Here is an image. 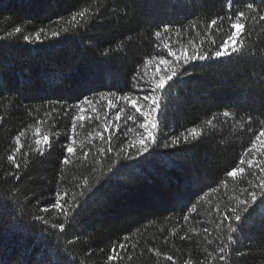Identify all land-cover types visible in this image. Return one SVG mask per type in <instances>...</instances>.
<instances>
[{
    "label": "trees",
    "instance_id": "16d2710c",
    "mask_svg": "<svg viewBox=\"0 0 264 264\" xmlns=\"http://www.w3.org/2000/svg\"><path fill=\"white\" fill-rule=\"evenodd\" d=\"M238 11L239 53L168 54L214 53ZM261 16L264 0H0V264H264V196L249 195L264 180ZM174 69L155 143L137 151L143 118L118 98Z\"/></svg>",
    "mask_w": 264,
    "mask_h": 264
},
{
    "label": "snow or ice",
    "instance_id": "6c2138e0",
    "mask_svg": "<svg viewBox=\"0 0 264 264\" xmlns=\"http://www.w3.org/2000/svg\"><path fill=\"white\" fill-rule=\"evenodd\" d=\"M233 4V0H228V5H232ZM246 7L248 9H252L253 8V4L248 3L246 5ZM84 12H79L76 15L72 16V20L76 21L77 19V15L80 17L84 16ZM233 15L235 17V19H233ZM233 15H229L228 19L230 21L229 24V30L226 34H224L223 36H221L219 43L217 44L216 40H213L211 43L215 46V51L214 53L211 51H199V49H195L192 51L191 55H188L186 50H182L180 53H176V52H172L171 49H169L168 54L175 57V60L177 62L179 61H183L184 63H188L189 61L192 60H210L215 58H222V57H226V56H231L233 53H239L243 48H244V39L246 38V33H245V24H244V19L246 17V13L244 11H238L236 13H234ZM221 20H223V17H220ZM261 20H264V16L260 17ZM214 26H217V20L216 19H212L209 23V28H212ZM17 32H20L21 29L17 28L16 29ZM43 31V30H41ZM165 31H167V28L165 29ZM216 31H219L218 26L216 27ZM53 36H57L58 33L57 32H53L52 33ZM157 36L160 35L159 32L156 33ZM25 39H27V37H25ZM36 39L39 40L40 39V33L36 34ZM148 63H151V61H149ZM159 63L162 65H167L169 63V61L161 58L159 60ZM179 73L174 69L170 72H168L165 75H160L158 78H156L155 76L151 79L150 81V95L146 94L143 98L140 97H136L133 94L129 93L126 96L123 97H119L118 99L124 101L126 104L130 105L132 109H134L136 112L139 113L140 117L143 118L142 122L139 123V127L141 129H143V133L141 134V138L139 139L138 143H139V147L137 149V151H142V152H146L148 151V144L149 143H155V136L153 134V130L157 129L158 127V119L157 116L161 110V103H160V97L159 94L162 93L165 90V86L166 84L171 81L174 77L178 76ZM142 78V77H141ZM89 103H91L88 100H84L83 104L84 105H88ZM76 108H79V112L76 113L73 116V121L75 120H80L83 121L86 117L84 115H81V113H83L85 111L84 108L80 107L79 105L74 106ZM109 107H112V104H109ZM145 109V110H142ZM123 110H121L120 113H117L116 115V119L119 120L120 119V115L122 114ZM224 116H229L230 113L229 112H224L223 113ZM128 120L131 121H136V117L133 115H128L127 116ZM207 123L211 124V121H208ZM262 124H264V122H261ZM73 131H75V125L73 124ZM105 130L107 131V127L105 128ZM189 134L196 136L197 135V129L193 128L188 130ZM20 135H24L23 132L20 133ZM99 135V134H98ZM261 137H264V127L260 128L258 130V134L255 135L254 140L258 141L260 143L261 146H264V140H261ZM101 138L103 139V137L101 136ZM48 136L44 137V141L47 142L48 141ZM110 139V137H109ZM186 139V137H185ZM147 140V143L145 142ZM16 141L17 144H19L20 142V137L17 136L16 137ZM178 139H174L172 141L173 144L178 143ZM36 143L39 145L40 141L37 140ZM137 143L136 141H133V144ZM50 147V145H49ZM66 149V152L68 154H74L75 150L73 147V144H67L64 146ZM257 148V144L256 143H252L251 147L248 149L249 152H251L253 149ZM20 149L17 148L16 151L18 152ZM38 151H40L39 149H37ZM111 149H109L110 151ZM40 154L42 155L43 152L40 151ZM245 155H247V153H245ZM8 160L12 161L13 164L15 165V167L19 168L20 164L16 162V158L14 155H9L8 156ZM70 163V159L68 156H65L63 159V164L67 165ZM241 164L244 163L243 160L240 161ZM249 166H252V160L250 159L248 161ZM261 171H264V168L260 169ZM244 172V168H237L233 171H230L228 174L230 176L235 177L236 175H238L239 173ZM17 179L19 178L18 176L16 177ZM258 187L260 188V192H256V191H252L249 193V195L252 198V201L254 202L258 196H264V180L261 181V183L258 185ZM242 204H245L246 201H241ZM261 203H264V199L261 200ZM54 207L60 211L63 212V205L60 204L59 201H57L54 204ZM66 214V213H65ZM226 220L230 219V217H225ZM235 219L237 221L241 220V217L239 214H236ZM229 228L231 229V231L234 233L237 231L236 228H232L231 224H229ZM61 231H63V226H61ZM205 231H207V229H205ZM228 240H232L231 236H228ZM119 248L120 249H124V245L123 244H119ZM225 249L221 248L220 252L224 253ZM157 255H159V253H157ZM109 260L112 259H116L118 258V253H116L115 248L112 249L111 254L109 255ZM224 257L221 256V259H223ZM168 260H172V257L169 256L167 257ZM188 264H191V262H188Z\"/></svg>",
    "mask_w": 264,
    "mask_h": 264
}]
</instances>
